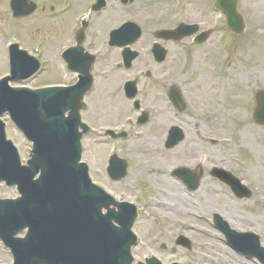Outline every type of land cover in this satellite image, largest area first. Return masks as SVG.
Returning a JSON list of instances; mask_svg holds the SVG:
<instances>
[{
  "label": "flooded vegetation",
  "instance_id": "obj_1",
  "mask_svg": "<svg viewBox=\"0 0 264 264\" xmlns=\"http://www.w3.org/2000/svg\"><path fill=\"white\" fill-rule=\"evenodd\" d=\"M213 6L214 0H182L170 11L165 0H0V74L9 71L10 43L16 44L18 64L29 74L23 85L82 83L79 87L88 88L82 96L76 93L73 104L84 105L78 127L87 128L84 155L90 144L111 146L101 166L112 154L130 165L121 154L124 148L163 156L165 163L172 156L181 159L173 166L186 165L191 155L194 164L187 165L194 166L201 159L202 120L187 114L193 81L186 63L200 58L202 46L217 31L210 25ZM239 12L245 23L246 13ZM180 22L197 25L196 33L179 41L163 35ZM222 29L230 38L245 34ZM204 31L207 39L195 42ZM154 45L164 51L163 61L156 60Z\"/></svg>",
  "mask_w": 264,
  "mask_h": 264
},
{
  "label": "rangeland",
  "instance_id": "obj_2",
  "mask_svg": "<svg viewBox=\"0 0 264 264\" xmlns=\"http://www.w3.org/2000/svg\"><path fill=\"white\" fill-rule=\"evenodd\" d=\"M239 6L249 23L245 34L250 36L247 42L237 46L233 40L232 46L229 40L223 45L224 49L219 48L220 44L217 48L216 39L222 33L216 31L202 47L200 58L187 59V67L191 69L187 74L192 73L190 79L193 81L187 114L201 116V119L211 116L206 122L209 132L202 131L203 168L207 170L211 165H218L229 170L252 190L250 198L238 200L225 185L210 182L208 177L202 180L195 193L184 192L180 181L169 175L173 165L181 161L175 156L165 163L163 156L141 155L124 148L120 153L131 161L128 174L120 183L111 184L104 177V166L100 164V158L111 151V146L103 149L90 144L84 155L92 163L89 166L91 177L106 184L111 192L121 193L120 197L131 198L135 194L139 202L142 199L166 200V208L149 207L146 215L135 223L133 231L138 243L133 254L136 260L154 255L163 262L176 259L184 264H259L231 250L222 234L214 229L209 215L218 212L232 228L256 233L264 246V126L253 124L251 118L254 92L264 88V0H240ZM214 17L210 18L212 26L215 25ZM4 120L7 137L17 147L21 160L27 159L29 143L8 118ZM205 136L214 143L206 142ZM190 158L191 155H186V164H192ZM157 188L167 195L163 198L154 194L152 190ZM16 195L15 188L0 184V197ZM169 207H173L172 210ZM177 233L194 243L190 256L185 257V251L178 248L175 253L170 252ZM161 244L166 248L162 249ZM200 246H205L206 250H198ZM0 264H12L8 250L1 243Z\"/></svg>",
  "mask_w": 264,
  "mask_h": 264
},
{
  "label": "water",
  "instance_id": "obj_3",
  "mask_svg": "<svg viewBox=\"0 0 264 264\" xmlns=\"http://www.w3.org/2000/svg\"><path fill=\"white\" fill-rule=\"evenodd\" d=\"M223 4L224 2L220 5L223 6ZM227 16L229 25L233 26L234 23H236L235 19L229 15ZM181 28L176 30L177 34ZM19 92L20 91H1L0 100L9 96H15V98L8 103L9 107L7 106V109L15 123L25 131L29 139L33 141V148L30 152L31 159L27 161L28 166H22L16 149L9 141L4 140L2 124L0 123V180L4 179L7 184L17 185L19 191L22 193V196L15 200L0 201V209L3 208V212H6L7 216H9L8 223L10 224H1L0 236L3 237L5 234L6 237H9L10 235L7 230L11 229V225H13L14 229L25 226L29 228L25 241L18 239L17 242L16 240L14 242H11L10 240L8 243V240L6 238L4 239L6 244L13 249L12 251L15 258L14 264H23L26 260H29V262L37 261L40 264H68V261L66 260L67 255L56 251L51 245L57 244L56 238L51 234L43 236L42 231L44 230V227L38 228V223L44 218L45 212L47 213L51 210H57V205L59 204H65L66 206L65 209L60 210V214L65 217H77L76 212L83 213V211L87 209V211L89 210V215H91L94 221L98 215L97 213L94 215L93 212H99L100 207H98L99 211L96 209H90L88 199L84 194L89 188V181L86 178L85 165L79 163L80 149L76 133L73 134L70 132L65 135V137L62 135H54L42 138L43 133L39 136V128L36 125L34 113L24 114V108L31 107L22 104V94ZM255 101L256 106L253 111V120L255 123L264 124V90L256 92ZM38 170L40 171L39 178L35 185L36 187H34L33 183H31L33 182L32 176L36 174ZM118 170L120 171V169ZM179 172L183 171L180 170ZM184 173L185 172H183V175ZM194 173V175L192 174L189 175L190 177H186L188 178L187 180L195 182L194 186L190 185L192 188L197 187L199 178L201 177L199 170ZM225 175L226 178L223 180L231 187L232 191L238 197L249 196V191L241 185L239 180L230 176L227 172H225ZM97 199L101 200L99 197H97ZM74 203H76L75 207L71 205ZM102 204H105V202H101V205ZM68 205H71L70 210H68ZM106 205L107 204H105V206ZM17 206L20 208V213L17 210ZM57 213V211H53V214L50 217H55L57 220ZM116 217L122 222L123 231H121L122 233L120 235L126 245L122 254L125 258L123 264H130L129 244L133 237L129 234L131 219L128 218L127 209H123L122 213H118ZM108 220L109 218H107V222ZM214 220L216 226L225 234L227 242L231 247L249 257L255 256L262 264H264V248L260 246L258 236L252 233H238L230 230L227 224L218 215H214ZM0 222H2V219ZM53 227L59 228L60 223ZM92 229H94V227L88 228L89 236L91 235V232L89 231ZM11 238H13V236ZM57 239L59 240L60 238ZM23 241L24 243L29 241L30 244L33 245L38 243L42 249H48L44 251L40 250V252L30 257L26 256L25 258H20L19 245L22 246ZM177 242L183 243V240L180 238ZM52 248L54 250H52ZM85 257H88V254L85 253ZM74 260V264H81L77 259L74 258Z\"/></svg>",
  "mask_w": 264,
  "mask_h": 264
}]
</instances>
